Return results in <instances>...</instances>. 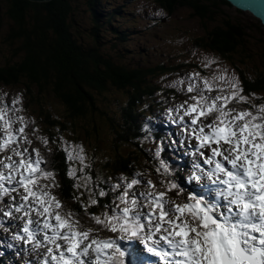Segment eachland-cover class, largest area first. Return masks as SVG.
<instances>
[{
    "label": "snow or ice",
    "instance_id": "obj_1",
    "mask_svg": "<svg viewBox=\"0 0 264 264\" xmlns=\"http://www.w3.org/2000/svg\"><path fill=\"white\" fill-rule=\"evenodd\" d=\"M221 73L211 83L205 78L203 88L189 83L187 92L195 93L190 97L192 102L168 109L169 120L186 136L180 143L191 148L189 179L213 185L216 199L209 201L178 183L169 164L161 158L162 141L154 151L149 149L158 161L155 170L160 175L159 187L141 173L130 180L120 176L115 184L106 178L108 191L98 187L99 178L89 186L88 175L82 177V185L76 173H84L87 165L84 149L77 145L75 154L67 152V159L79 160L81 167H69L67 176L76 180L74 188L83 186L88 192L85 212L89 205H98V198L113 194L112 201L103 205L105 211L91 215L98 226L95 229H85L79 219L73 218L74 213L64 212L61 201L50 190L58 186L54 173L41 167L43 157L39 151H30L24 145L17 148L22 138L25 145L31 143L25 136L23 118H19L21 127L15 134L11 117L5 120L6 138L0 143V152L11 151L19 159L9 156L8 163L0 161V167L8 170L7 174L0 171V197H7L17 188L23 191L19 201L13 197L7 210L0 209V216L13 218V211L23 212V217H15L25 221L22 232H15L12 238L31 245L27 255L37 254L36 260L27 264H125L126 256L127 264H144L139 258L142 251L158 258L155 264H264V104L256 109L258 114L232 111L227 107L230 97L241 102L248 97L235 76L226 81L230 97L220 92L210 95L217 79L225 81L227 69ZM251 107L256 108L254 104ZM173 112L176 116L171 115ZM0 119H4L3 109ZM144 133V139L151 141L147 124ZM38 139L45 145L49 142ZM41 178L53 183L43 184ZM5 183H15L16 188H7ZM169 193L181 202L170 198ZM102 232L112 235L105 238ZM121 241H127L128 247ZM136 244L142 247L138 249Z\"/></svg>",
    "mask_w": 264,
    "mask_h": 264
},
{
    "label": "trees",
    "instance_id": "obj_2",
    "mask_svg": "<svg viewBox=\"0 0 264 264\" xmlns=\"http://www.w3.org/2000/svg\"><path fill=\"white\" fill-rule=\"evenodd\" d=\"M2 1L9 4L7 13L12 17V22L8 25L2 21L6 16ZM2 1H0V33L4 34L3 40L13 50V54L11 58H2L3 48L0 47V87L12 88L26 82L27 87L36 86L40 92L52 91L57 98L67 104L69 110L66 120L61 121L54 115L52 118L50 112H45L48 125L53 126L46 132L55 142L56 138L53 136L55 131L52 129L59 128L58 133L62 134L74 133V127L70 126L80 118L87 126L92 127L90 130L85 126V132L89 134L87 139H93L94 134L96 137H101L99 130L102 131V127L107 123L116 135V141L121 145L115 148V153L110 152L104 139L92 141L98 145H93L91 148L88 143L91 141L83 140L78 136L72 137L85 147L88 158L86 169L95 166L97 173L107 169L115 171L117 177H120L123 175L122 171H129L134 164L140 167L148 166L149 160L143 158L137 149L138 147L146 153L145 148L141 147L137 132L142 108H136L137 105L134 104L135 101H140L142 95L154 94V88L150 87L147 81L152 80V76L157 71H164L167 67L163 65L154 67L150 62L145 65L140 63L126 65L103 52L109 48L121 53L114 40L125 42L127 37L126 33L124 34L123 24L118 22L119 24L115 26L114 22L117 23L115 18L118 16L124 17L129 13L120 8H107L102 0H85L84 10L80 5L82 0ZM158 2L168 14H174L180 7H190L194 10V16L205 19L214 18L219 13L215 11L216 8L225 0H158ZM128 3L129 1L125 4ZM77 15H81L80 24ZM236 24V28L230 29L226 26L209 31V39H204V45L228 58L231 55H239L238 50L244 46L248 33L239 23ZM225 25H232L229 18H226ZM6 28H9L8 33L5 31ZM107 31L110 32L111 37L108 36ZM87 32L92 35L90 37L92 42L84 39ZM124 49L128 51L126 47ZM242 55L245 57L244 53ZM108 56L110 57L107 58ZM184 65V63L180 64V66ZM258 72H260L259 76L253 78L240 73L245 91L264 90V73L261 74L262 69ZM110 86L131 93L130 102L127 104L119 102L117 114L114 108L110 107L113 106L112 101L101 100L106 99L105 94L111 89ZM34 96L32 95L31 101L35 100ZM22 97L25 101L23 92ZM25 105L28 107L26 101ZM100 146L105 147L106 150L101 149ZM55 148L49 153L48 165L56 169L59 178H62L60 193L66 202L81 212L79 198L81 193L85 195L86 191L83 186L78 190L74 188L76 180L67 176L69 166L66 155L61 148ZM99 150L104 152L101 157L96 154ZM106 156L109 158L107 161ZM89 173L95 176L93 171ZM82 214L83 211L78 215L83 218Z\"/></svg>",
    "mask_w": 264,
    "mask_h": 264
},
{
    "label": "rangeland",
    "instance_id": "obj_3",
    "mask_svg": "<svg viewBox=\"0 0 264 264\" xmlns=\"http://www.w3.org/2000/svg\"><path fill=\"white\" fill-rule=\"evenodd\" d=\"M84 1L85 0H82L80 2L82 10H84ZM127 1H129V3L125 4ZM102 2L103 4H106L107 8H120L129 13L125 14L124 17L121 16L122 18L120 19V23L123 24L124 34L126 33L125 35L127 37V40L125 42H120L117 39L114 40L117 43V48L121 50V53L119 54L118 52L120 51L117 52L109 48H107L106 52L104 50L103 52L108 53V55L113 57L116 61H119L126 65L132 66L137 63L145 65L150 62L154 67L158 65L167 67V69L164 71H157V73L152 76V80L150 79L147 81V84L150 87L154 88V94L142 95L140 101H135L134 105H137L136 108H142L141 113L136 111L140 114L141 118V120L139 121L140 125L137 130L139 134L144 133L145 122L143 121L147 119V116L150 113V111L148 110L149 106L156 105V103L158 102L157 100L162 97L164 93L174 94L175 91H179L180 93H183L185 91V89L188 87V84H185L184 82L180 84L177 82L182 81L181 78L188 71L200 72L199 75H202L203 79L208 78L205 75H210L211 77L208 78V80H213L214 76L222 74V69H227V73L225 74V81H222L224 83L226 82V80H231L233 76H235V78L241 83L242 79L240 77V73H242L243 75L245 74L254 76L256 72L261 71V69V74L264 73V28H259V30L256 29L257 26L259 27V25L257 24V20L248 14L237 13L230 8H225L226 10H224V12L226 11L225 13L229 16V19L232 22V25H225V20L227 17H224L221 14H217L214 18L202 19L199 16H194V10L190 7H180L174 14H168L167 10L162 7L158 0H102ZM1 3L2 5H4L3 11L6 14L2 21L6 25H8L12 22V17L7 13L9 4L5 3L4 1H2ZM227 11L231 15H229ZM147 12L151 14L145 15V13ZM132 14L134 16H132ZM76 18L79 21L78 24H80L81 15H77ZM236 23H241L242 25L249 26L248 28L245 27L246 31L249 33L246 36V43L244 47L238 50V52H240L239 55H231L230 58H228L226 56H221L220 54L215 53V51L211 50L210 47H206V45H204V39H209V31L217 27L228 26L230 29L236 28ZM5 31L8 33L9 28H6ZM86 34L84 36V39L90 40L92 42L93 40L92 38H90L92 37V35H90L88 32ZM3 36L4 34L0 33V47L3 48L2 58H11L13 50L5 44ZM108 36L111 37L110 32H108ZM124 47H126L128 51H125ZM242 53L245 54V57L242 55ZM110 56H108L107 58H109ZM206 58L207 60H214L215 63L207 64ZM238 58H241L242 60L246 59L247 61H244L245 65H242L238 61ZM181 63H184L185 65L180 66ZM241 86L243 88V82ZM110 87L111 89L108 90L105 94L106 99L103 98L101 100L103 102H106L107 99L112 101L113 106L110 107L114 108V111L117 114L119 102H122L123 104H127L128 102H130L129 99L131 93L128 91L117 89L114 86ZM200 87L203 88V86ZM0 90L10 91L12 93V100H14L15 96L19 92L21 93V91L24 94L25 101L28 106L25 107V115L22 114L21 116H19V111L15 107H13V105L11 106L12 110L10 112L7 111L6 118L8 119L9 117H11L10 122L13 129L18 128L19 125L21 126V120L19 118H23L24 124L30 123L35 125V127H40L42 128V131L46 135H48L46 131H49L51 129L50 127L53 126L48 125L45 119V112H50L52 118L54 115L61 121L63 119H67V110H69L67 104H65L61 99L57 98L52 91L40 92V90L36 86L30 85L29 87H27L26 82L12 88L2 86L0 87ZM242 91L243 94L248 97V99L244 101L245 104H264V92L258 91L261 93L248 95L244 92V90ZM32 95H35L34 101H31ZM9 100L11 99L7 98L6 96H3L2 98L3 103L8 102ZM163 103L167 105L166 107H170L171 105L168 101L166 102L163 98H160V105ZM232 104H237V101H229L227 107L235 108ZM134 105L132 106L134 107ZM28 117H30L31 119H29ZM35 117H38L37 121L34 119ZM85 126L90 130L92 128L87 126L83 122V119L80 118L70 126L74 127V133L62 134L58 133L59 128L52 129L55 131L53 136L56 138L54 146H56V144H58L59 146H63L69 142L70 137L76 138L77 136L82 138L83 140L85 139L86 141H91L88 142L90 143V147L93 145H98L92 143V141L104 139L111 153L115 151V148L117 146H121L116 141V135L107 123L102 127V131L99 130V134H101V137H96V135L93 133V139H87V136L89 137V134L85 132ZM111 132L114 135H111ZM26 138L30 140L29 135H26ZM123 138L127 140L125 135H123ZM62 140L64 141L63 145L61 143ZM114 141H116V143ZM22 142L23 141H21L20 139L19 143ZM130 142L132 143V141ZM76 144L77 143L74 144V149ZM143 144L148 147L154 146L152 139L151 141L144 140ZM143 144H141V147L143 146L145 148ZM102 145L104 146V144ZM100 148L106 150L105 147L102 148L100 146ZM137 149L146 160L153 159L152 155L148 154L146 149V153L142 152L138 147ZM122 152H124V150ZM96 154L98 155V157H101L102 155H104V152L99 150L96 152ZM105 159L107 161L109 159L108 156H106ZM66 162L69 167L73 168V165H71L68 161ZM78 164L81 167L80 163ZM152 164L153 166H156L158 164V161L152 162ZM100 170L101 168L99 169V171ZM90 171H93L95 173V176H92L91 173H89ZM99 174L100 173H97L94 166L85 169L84 173L77 171L76 177L78 179H81L83 175H88L91 178H97ZM156 176L160 177L159 174ZM152 180L154 181L153 177ZM56 189L57 186L51 188V191L54 195H57ZM64 212L67 211L64 210ZM73 218L79 219L75 216Z\"/></svg>",
    "mask_w": 264,
    "mask_h": 264
},
{
    "label": "water",
    "instance_id": "obj_4",
    "mask_svg": "<svg viewBox=\"0 0 264 264\" xmlns=\"http://www.w3.org/2000/svg\"><path fill=\"white\" fill-rule=\"evenodd\" d=\"M30 1L47 2L50 0H30ZM225 8H230L231 10H233L237 13L248 14V15L252 16L254 19L257 20V24L259 25V27L257 26L256 29L259 30V28H264V0H225V2L222 3V5H220V7L216 8L215 11H218L219 12L218 14H221L224 17L229 18V16L225 13L226 11L224 12V10H226ZM208 13H210V12H208ZM227 13L229 15H231L228 11H227ZM239 25L242 26L245 29V31H246V28L249 27V26L242 25L241 23H239ZM247 33H249V32H247ZM238 61L242 65H245L244 61L241 58H238ZM259 74L260 73L257 72L254 76L251 75L252 76L251 78L259 76ZM260 91L264 92L263 89H261Z\"/></svg>",
    "mask_w": 264,
    "mask_h": 264
},
{
    "label": "bare ground",
    "instance_id": "obj_5",
    "mask_svg": "<svg viewBox=\"0 0 264 264\" xmlns=\"http://www.w3.org/2000/svg\"><path fill=\"white\" fill-rule=\"evenodd\" d=\"M42 153V152H41ZM0 161H1V159H0ZM48 168H50V169H54L53 167H51V166H49L48 165ZM1 170H3V167H0V171ZM3 172H4V170H3ZM57 176H58V174H57ZM59 177V176H58ZM153 177V176H152ZM153 179H154V183H155V177H153ZM8 251V249H6L4 252H7ZM3 253H0V255H2Z\"/></svg>",
    "mask_w": 264,
    "mask_h": 264
}]
</instances>
